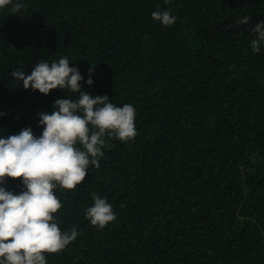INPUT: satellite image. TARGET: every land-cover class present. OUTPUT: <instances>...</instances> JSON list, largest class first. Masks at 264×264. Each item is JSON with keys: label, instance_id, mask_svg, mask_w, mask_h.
<instances>
[{"label": "trees", "instance_id": "16d2710c", "mask_svg": "<svg viewBox=\"0 0 264 264\" xmlns=\"http://www.w3.org/2000/svg\"><path fill=\"white\" fill-rule=\"evenodd\" d=\"M21 2L0 9V134L38 136V113L77 98L12 76L63 56L85 80L94 69L86 91L136 110L133 140L106 134L100 167L53 190L58 226L78 236L47 264H264V46H250L264 0ZM165 9L173 25L153 19ZM94 196L116 215L103 229L85 215Z\"/></svg>", "mask_w": 264, "mask_h": 264}, {"label": "clouds", "instance_id": "9594fccd", "mask_svg": "<svg viewBox=\"0 0 264 264\" xmlns=\"http://www.w3.org/2000/svg\"><path fill=\"white\" fill-rule=\"evenodd\" d=\"M6 5H11L13 13L24 7L21 0H0V9ZM152 17L164 26L177 19L168 9L153 11ZM249 19L244 16L237 23L247 24ZM252 32L256 38L250 42L251 49L260 53L264 21H258ZM93 74L90 68L85 80L77 66H70L67 56L51 64L40 62L30 74L12 72L25 90L48 95L59 88L77 98L56 99L51 113H38L42 127L38 136L30 126L6 137L0 134V264H47L45 252H60L74 241L77 230L62 232L53 215L62 207L53 190L74 189L85 179L90 165L100 167L106 134L121 141H131L137 134L133 105L116 106L107 95L84 89L81 82L91 86ZM6 178H22V190H8ZM85 215L100 229L116 219L112 205L100 196H94Z\"/></svg>", "mask_w": 264, "mask_h": 264}]
</instances>
